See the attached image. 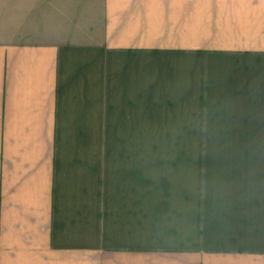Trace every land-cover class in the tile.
Returning <instances> with one entry per match:
<instances>
[{
	"label": "crops",
	"instance_id": "crops-1",
	"mask_svg": "<svg viewBox=\"0 0 264 264\" xmlns=\"http://www.w3.org/2000/svg\"><path fill=\"white\" fill-rule=\"evenodd\" d=\"M54 10L0 31V264H264V0Z\"/></svg>",
	"mask_w": 264,
	"mask_h": 264
},
{
	"label": "rangeland",
	"instance_id": "rangeland-1",
	"mask_svg": "<svg viewBox=\"0 0 264 264\" xmlns=\"http://www.w3.org/2000/svg\"><path fill=\"white\" fill-rule=\"evenodd\" d=\"M87 7L98 3L99 0H85ZM79 2L84 0H0V31L7 32L15 36L30 35L36 32H46V21L53 9L62 14L69 6L77 8ZM54 10V11H55ZM74 12L71 19L63 18L64 24L73 23ZM69 20V21H68ZM67 24V25H68ZM65 25L62 29L68 31L70 26ZM162 146H206V139H162Z\"/></svg>",
	"mask_w": 264,
	"mask_h": 264
}]
</instances>
